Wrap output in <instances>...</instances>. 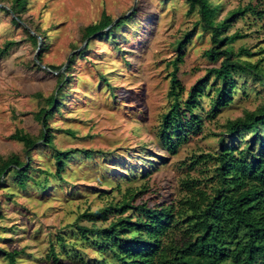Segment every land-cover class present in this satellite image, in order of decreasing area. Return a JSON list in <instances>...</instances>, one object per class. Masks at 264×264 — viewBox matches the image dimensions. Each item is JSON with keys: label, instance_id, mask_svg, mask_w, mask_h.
I'll return each mask as SVG.
<instances>
[{"label": "rangeland", "instance_id": "obj_1", "mask_svg": "<svg viewBox=\"0 0 264 264\" xmlns=\"http://www.w3.org/2000/svg\"><path fill=\"white\" fill-rule=\"evenodd\" d=\"M212 1L220 5L219 17L248 3L264 9L260 0ZM11 2L0 0L6 9ZM104 11L114 19L130 18L115 31V38L99 39L94 34L92 39L85 38L84 26L99 20ZM198 17L196 11L188 12L187 0H28V10L18 24L0 9V46L9 39L18 40L0 55V156L17 153L28 159L24 143L10 134L23 129L41 136L44 126L36 113L47 107V98L56 92L64 72L68 80L59 97L61 106L48 119L55 146L106 151L92 158L75 152L60 179L54 174V147L38 142L31 152V173L36 179L48 176L49 183L44 189L31 179L21 189L11 178L0 188V264H9L5 249L19 250L18 260L25 264H91L99 252L77 228L91 224L80 217L84 211L120 202L132 188L140 192L135 204H177L186 195L183 178L192 176L209 184L213 164L195 162L197 155L215 152L225 122L245 109H255L264 98L259 80L241 75L234 101L214 118L205 117L199 134L175 154L162 146L159 124L173 99L169 89L175 42ZM263 23L259 15L248 11L229 29L246 34L234 42L236 49L241 45L263 49L252 60L264 56ZM28 30L45 36L47 48L41 51V60L40 48ZM87 43L85 55L78 56ZM210 45V32L199 26L185 49V61L179 64L178 77L187 88L216 65L204 55ZM48 64L62 67L54 70ZM102 75L109 78L111 88ZM210 108L211 97L204 95L198 111L206 116ZM248 138L246 132L242 141L228 136L225 142L243 147Z\"/></svg>", "mask_w": 264, "mask_h": 264}, {"label": "trees", "instance_id": "obj_2", "mask_svg": "<svg viewBox=\"0 0 264 264\" xmlns=\"http://www.w3.org/2000/svg\"><path fill=\"white\" fill-rule=\"evenodd\" d=\"M260 1L263 3L264 0ZM187 3L188 12L196 11L199 17L192 29L176 39L177 55L171 60L173 70L169 89L173 99L159 124L160 143L172 154L177 153L192 135L203 130L205 117L214 118L224 107L231 105L241 75L255 76L262 86L264 98V56L252 60L263 49L254 51L245 45L236 49L234 42L246 34L240 30L229 32L234 21L248 11L264 21V9L259 10L258 5L248 3L219 17L220 5L212 0H187ZM0 9L7 10L18 24L28 10V0H12L8 9L3 6ZM129 18L122 16L110 25L115 19L104 11L99 20L84 26V37L92 39L94 34L99 39L115 38V31ZM199 26L210 32L211 45L204 55L216 65L208 67L206 73L187 88L178 77L179 64L185 61V49ZM28 32L36 45L39 35L42 38L38 55L41 60V51L47 48L43 43L45 36L39 31H36L38 35ZM17 42L16 39L7 40L0 46V55L7 53ZM88 47L87 43L78 56L83 57ZM70 61L72 64L74 57ZM48 65L54 70L62 67ZM64 73L59 78L56 92L48 96L47 107L36 113L44 126L41 136L23 129L10 134L12 139L24 143L28 159H21L17 153L0 156V188L11 178L21 189H25L31 179L44 189L48 186V176L36 179L31 173V152L40 140L54 147V174L60 179L75 152L83 151L89 158L95 153L106 155L102 149H60L55 146V135L48 119L61 106L59 97L68 80ZM102 80L111 88L107 76L102 75ZM204 95L211 97V108L206 116L198 111L202 108ZM67 132L75 134L71 129ZM246 132L250 138L243 147L225 142L228 136L242 141ZM218 133V149L198 154L195 160L213 164L209 170V184L192 176L183 178L186 195L179 203L142 201L135 204L133 201L140 192L132 188L120 202H110L80 215L91 223L78 224L81 237L89 245L96 246L99 252L91 264H264V101L255 109H245L242 115L229 118L224 130ZM39 170L48 173V170ZM130 209L132 212L125 214ZM60 240L62 246H66L62 235ZM51 250L57 259L55 247L51 246ZM4 252L9 264H25L18 260L19 250L5 249Z\"/></svg>", "mask_w": 264, "mask_h": 264}, {"label": "water", "instance_id": "obj_3", "mask_svg": "<svg viewBox=\"0 0 264 264\" xmlns=\"http://www.w3.org/2000/svg\"><path fill=\"white\" fill-rule=\"evenodd\" d=\"M0 6H3L1 3H0ZM120 18V17H119ZM119 18H116L110 25H112V24H114ZM109 25V26H110ZM108 26V27H109ZM101 32V31H100ZM41 44H42V39H41V36L39 35V44H38V48H40V46H41ZM43 66H45L46 67V65H43Z\"/></svg>", "mask_w": 264, "mask_h": 264}]
</instances>
